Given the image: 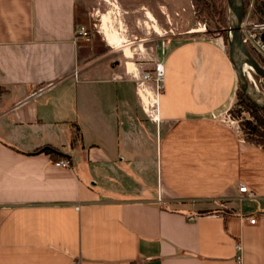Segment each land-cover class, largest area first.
<instances>
[{
  "label": "crops",
  "instance_id": "crops-1",
  "mask_svg": "<svg viewBox=\"0 0 264 264\" xmlns=\"http://www.w3.org/2000/svg\"><path fill=\"white\" fill-rule=\"evenodd\" d=\"M80 4L0 0V264H264V208L235 199L264 207V148L211 115L239 85L223 43L171 40L158 127L126 71L88 61ZM220 200L238 214L199 213Z\"/></svg>",
  "mask_w": 264,
  "mask_h": 264
},
{
  "label": "rangeland",
  "instance_id": "rangeland-1",
  "mask_svg": "<svg viewBox=\"0 0 264 264\" xmlns=\"http://www.w3.org/2000/svg\"><path fill=\"white\" fill-rule=\"evenodd\" d=\"M260 1L250 0L245 16L260 18L259 13L255 11V6ZM81 2L84 4H80L78 8L77 28L85 26L90 31L89 39L84 41L90 48L88 61L101 58L113 63L115 70L120 72L126 71L128 61L133 62L131 69L137 66L152 67L156 55L155 46L163 33L172 34L174 31L175 36L205 34L218 38L225 47L223 34L209 29L214 27V22L209 23L208 17L198 14L193 0H85V2L81 0ZM229 17L230 9L228 11L230 27ZM105 24L108 25L107 30L103 28ZM204 25L206 27L204 32L191 34L186 32L191 28L202 29L199 27ZM110 33L116 36L115 42L110 43L106 38L111 35ZM126 49L131 50L132 57L125 55ZM249 70L251 75L249 81L257 91L264 94L263 78ZM258 94L255 92L254 97L261 101ZM229 114L232 117L231 113ZM243 114L246 117L251 116L248 112ZM233 119L239 124V120ZM155 134L154 132V136ZM241 204L246 211L258 212L264 208L257 201L245 200Z\"/></svg>",
  "mask_w": 264,
  "mask_h": 264
},
{
  "label": "built area",
  "instance_id": "built-area-1",
  "mask_svg": "<svg viewBox=\"0 0 264 264\" xmlns=\"http://www.w3.org/2000/svg\"><path fill=\"white\" fill-rule=\"evenodd\" d=\"M198 28V27H197ZM202 28L203 31H190L186 32L196 33V32H204L206 29L205 25ZM243 39L246 44L252 45V47L264 57V19L252 18L250 16H245L242 21L241 27ZM167 33V31H166ZM77 37L79 39H89L90 31L85 26H82L78 29ZM176 37L174 31L172 34H162L161 38L157 41L155 46L156 55L154 58V64L150 68H141L140 66L135 67L133 70H129L128 66H126V74L130 76L132 80L136 83L137 94L139 96V101L141 108L149 117H151L160 127L161 123V115H160V101L162 92L165 88V63L164 59L169 51V45L171 40ZM250 68H246V73L249 78ZM75 74L78 73V68L75 69ZM113 79L120 80L124 79L123 73H116L113 76ZM48 85L41 86L38 89L32 92V95H38L42 93ZM212 117L220 118L223 117L231 122L235 120L230 116L229 113H212ZM55 164L63 167H71L73 162L69 157H61L55 160ZM256 198V194L249 189L246 184H240L239 186V194L235 196V199L239 202H243L245 200H253ZM2 204H0V209ZM79 207V206H78ZM264 213V211H263ZM247 219H249L252 223H255L258 219L256 214H247ZM1 222V218H0ZM242 244L236 243L237 260L239 263L242 262ZM134 264H141L140 262H136Z\"/></svg>",
  "mask_w": 264,
  "mask_h": 264
},
{
  "label": "trees",
  "instance_id": "trees-1",
  "mask_svg": "<svg viewBox=\"0 0 264 264\" xmlns=\"http://www.w3.org/2000/svg\"><path fill=\"white\" fill-rule=\"evenodd\" d=\"M196 4L198 14L201 16H206L211 21L214 22V27H209V29L214 32L218 31L223 34V39L225 43L226 50L230 56V34H229V19L228 11L229 4L228 0H193ZM246 7L250 4V0H245ZM255 11L259 13L258 19H264V0H261L257 6H255ZM249 50L254 55V57L264 66V57L260 55L249 43L247 44ZM264 80V78H263ZM237 98L229 109L232 117L239 120V134L245 141L261 146L264 148V108L256 106L247 96L243 90L241 84L239 83L236 91ZM243 112H248L251 116L246 117ZM75 128L79 130L77 124ZM79 138H81V133H79ZM229 201L220 200L216 206L210 208H201L199 213H223L228 214H238L237 207L228 204Z\"/></svg>",
  "mask_w": 264,
  "mask_h": 264
},
{
  "label": "water",
  "instance_id": "water-1",
  "mask_svg": "<svg viewBox=\"0 0 264 264\" xmlns=\"http://www.w3.org/2000/svg\"><path fill=\"white\" fill-rule=\"evenodd\" d=\"M228 4L230 9V59L246 96L256 106L264 108V94L257 91L255 86L251 84L245 68V66H249L257 75L264 78V66L249 50L241 31L242 21L246 14V2L245 0H228ZM255 92L259 93L261 101L255 99Z\"/></svg>",
  "mask_w": 264,
  "mask_h": 264
},
{
  "label": "bare ground",
  "instance_id": "bare-ground-1",
  "mask_svg": "<svg viewBox=\"0 0 264 264\" xmlns=\"http://www.w3.org/2000/svg\"><path fill=\"white\" fill-rule=\"evenodd\" d=\"M193 30V29H192ZM192 30H190V31H192ZM250 68V67H249ZM251 69V68H250ZM252 70V69H251Z\"/></svg>",
  "mask_w": 264,
  "mask_h": 264
}]
</instances>
